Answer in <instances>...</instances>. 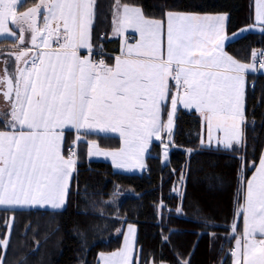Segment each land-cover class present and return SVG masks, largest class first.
Instances as JSON below:
<instances>
[{"label":"snow or ice","instance_id":"1","mask_svg":"<svg viewBox=\"0 0 264 264\" xmlns=\"http://www.w3.org/2000/svg\"><path fill=\"white\" fill-rule=\"evenodd\" d=\"M20 3L21 0H0V34L16 36V30L19 32L17 67L9 72L4 61L5 67L0 70V91L10 108L0 114L5 117L0 120L4 128L0 130V206H66L75 166V152L69 149L67 157L62 153L66 127L79 132L101 125L118 132L127 147L105 155L112 156L113 163L122 167L117 157H134L139 162L153 138L164 143L161 132L172 134L180 104L194 107L203 116L209 143L215 126L224 132V137L217 140L218 147L237 151L243 146L246 150L245 74L255 70V60L264 57V52L253 53V64L228 56L222 49L223 41L229 39L221 35L225 15L167 11L164 19L158 20L146 17L141 7L115 0L113 32L120 35L130 28L139 34V39L129 44L125 37L121 55L109 65L103 59H93L91 30L96 0H39L23 13L17 10ZM256 4V19L264 26V0H256ZM42 9L41 27L36 16ZM165 19L166 55L160 39ZM9 20L15 30L7 26ZM29 33L31 43L39 48V39L43 47L33 56L29 55L32 49L23 47ZM38 33L42 35L38 37ZM53 40L58 47H52ZM81 49H87L89 54L82 57ZM259 67L264 69V59L259 60ZM171 80L176 83L175 92L170 87ZM169 100L164 123L160 113ZM168 147L165 144L162 149L165 155ZM240 179L246 184L245 203L238 205L245 231L243 243L237 239L231 251L233 264H264V152L253 176ZM181 211L182 207L177 209L178 214ZM194 213L197 222L202 220L206 227L210 226L199 208ZM11 227L6 224L9 232L0 239L5 255ZM231 228L235 232L236 225ZM128 231L134 230L129 226ZM257 232L262 238L250 239ZM128 247L125 237L122 249L108 257L101 254L104 264H132ZM3 259L0 257V264ZM182 264H190V260Z\"/></svg>","mask_w":264,"mask_h":264},{"label":"trees","instance_id":"2","mask_svg":"<svg viewBox=\"0 0 264 264\" xmlns=\"http://www.w3.org/2000/svg\"><path fill=\"white\" fill-rule=\"evenodd\" d=\"M34 1L24 0L20 6ZM114 2L96 0L91 30L93 49L102 48L106 61L120 49L119 36L112 34ZM122 3L141 7L150 18H163L167 10L224 11L228 33L253 20L252 0H122ZM2 42L13 40L4 38ZM262 46L264 32L248 31L228 40L225 50L237 60L250 63L252 50ZM245 104L246 150L241 146L230 151L209 143L202 133L199 115L178 107L171 137L164 138L163 144L150 143L140 172L116 170L108 160L87 158L88 140H95L104 148H116L120 138L80 132L66 206L0 207V237L7 236L9 220L12 225L6 255L5 249L2 255L3 264H95L100 251L119 248L128 223L135 227L137 264H147L150 260L167 264L188 260L190 264H231L232 247L242 235V213H238V205H243L245 183L240 178H248L264 142V74H247ZM167 108L168 102L163 116ZM72 139L73 131L66 130L65 151ZM165 144L169 147L163 162L161 153ZM182 176H185L183 187ZM195 208L201 210L200 215L208 219L210 226L206 227L202 220L197 222ZM106 217L113 220L111 225L103 219ZM233 224L235 232L231 228ZM103 226L113 229L97 235ZM90 232L97 233L87 240Z\"/></svg>","mask_w":264,"mask_h":264},{"label":"crops","instance_id":"3","mask_svg":"<svg viewBox=\"0 0 264 264\" xmlns=\"http://www.w3.org/2000/svg\"><path fill=\"white\" fill-rule=\"evenodd\" d=\"M22 1H24V0H21V2ZM37 3H39V0H35L33 3H30V4H27V5H23V6H20V4L18 5V7H17V10H18V12L19 13H23V12H25V11H27L28 9H29V7L30 6H34L35 4H37ZM167 11H176V12H190V11H177V10H167ZM166 11V12H167ZM195 13H198V12H195ZM219 12H203V13H198V14H201V15H216V14H218ZM223 15H225V14H223ZM40 17H41V20L43 19V9L41 10V15H40ZM147 17V16H146ZM148 18H150V17H148ZM154 19H164V16H163V18H154ZM38 25H39V23H38ZM10 29H13V30H15V26L14 25H12V23H11V20H9V22H8V25H7ZM224 33H226V32H223L222 31V33H221V35H225ZM112 34L113 35H116V36H119V38H120V49H119V51L118 52H116V53H112L111 54V60L110 61H107L106 63L107 64H109V65H112L113 63H114V60H115V57L116 56H119V55H121V52H122V50L124 49V47H125V43L124 42H122L121 41V37H120V35H117V34H115L114 32H113V30H112ZM161 34H162V39H161V41H162V48H163V51H164V53H165V55H166V49H167V47H166V43H167V22H166V19H165V21H164V26H163V28L161 29ZM38 35V34H37ZM40 35H42V33H39V35H38V37L40 36ZM230 35H231V33H230ZM18 36H19V32H18V30H16V36H12V35H9L8 33H4V34H0V40L1 39H11V40H13V42L12 43H0V50L2 49L3 51L0 53V70H2L3 68H4V61H9L10 59H11V66H12V69L13 70H15V68L17 67V61H16V59H15V51H16V49H17V47L19 46V39H18ZM232 37V36H231ZM231 37H229V40L230 39H232ZM139 39V34L138 33H136L133 29H131L129 32H128V35H127V40H128V43L129 44H135L136 43V41ZM227 40V39H226ZM25 44L23 45V47H26V48H29V49H32V52L31 53H29V55L30 56H33V55H35L36 54V52H38V51H42L43 50V47H42V44H41V41L38 39L37 40V44L38 45H40V47L39 48H37V47H35L32 43H31V34L29 33V34H26V36H25ZM52 47L53 48H56V47H58V45L56 44V42H55V40H53L52 41ZM222 49H223V51L228 55V56H231V57H233L235 60H237L234 56H232V55H230L226 50H225V45H224V41H223V43H222ZM256 49L257 48H254L253 50H252V56H253V53L256 51ZM89 53H88V50L87 49H81L80 50V55L83 57V56H86V55H88ZM94 58V57H93ZM238 62H241V61H239V60H237ZM241 63H244V62H241ZM245 64H251V62L250 63H245ZM21 67H23L24 65L23 64H21L20 65ZM258 66H256V68H255V70H248L247 72H246V74H245V80H246V76H247V74H249V73H254V74H257V73H262V74H264V71L262 72L261 70L262 69H260V68H257ZM176 85V83H175V81L174 80H171L170 81V87L172 88V90H173V92H175L176 91V87L177 86H175ZM178 107H182V108H184V109H187V110H194L198 115H199V117H200V119H201V122H202V133L203 134H205L206 135V138L209 140V133H208V128H207V122L204 120V118H203V116L193 107V108H185L183 105H180V104H178V106H177V108ZM170 109V100L168 101V108H167V111ZM7 110V109H6ZM167 111H166V114H165V116H163V109H162V111H161V113H160V119L164 122V123H166L167 122ZM6 112H8V111H5L4 113H6ZM0 114H1V111H0ZM3 117V116H2ZM5 117H3L2 119H4ZM9 119V118H8ZM0 130H4V128L3 129H0ZM66 130H71V131H73V139H72V141L66 146V149H67V147L68 146H72V147H74V145H75V143H76V141L81 137L80 135H79V133L80 132H93V133H100V134H109V135H115V136H118L119 138H120V142L121 143H123L124 141H123V139L121 138V136H120V134L118 133V132H113V131H111L110 129H105L103 126H101V125H95V126H93L92 128H90V129H81L79 132H77V130H75V129H72V128H69V127H66V128H64L63 129V137H64V132L66 131ZM167 133L166 132H161V136H162V138L164 139L165 138V135H166ZM219 135H221V137L219 136ZM224 137V132H222V131H219L215 126H213V128H212V130H211V142H214V143H217V140L218 139H222ZM89 141V140H88ZM152 141H159V140H156L155 138H153V140ZM74 144V145H73ZM61 147H62V153L64 154V156L65 157H67L68 155H66V151H65V149H64V145H63V140H62V145H61ZM262 152H264V142H263V146H262V149H261V153ZM261 153H260V156H259V158H258V160H257V162H256V164H255V166L256 167H258L259 166V160H260V157H261ZM91 159H97V158H91ZM104 160H108L110 163H111V165H112V167L114 168V169H116V170H120V167H116L115 165H114V163L112 162V159H104ZM256 167H253V169H252V171H251V173H250V175L248 176V178H251L252 176H253V174L255 173V171H256ZM74 168H75V166H74ZM134 170V169H133ZM74 171V170H73ZM72 175V174H71ZM71 178V177H70ZM247 178V179H248ZM245 188H246V184H245ZM244 195H245V189H244ZM245 203V200H243V204ZM1 208H7V207H5V206H0ZM36 207H39V208H50V209H53L50 205H48V206H37V205H33V206H24V207H16V208H36ZM57 209H59V208H57ZM103 219H105L107 222H109V223H112V221L113 220H111V218H109V217H106V218H103ZM129 226H130V223H128V224H126L125 225V227H124V230H123V235H122V241H121V244H120V246H119V248L118 249H116V250H114V252L113 251H100L98 254H97V257H96V262H95V264H104V259H102L101 258V254H103L104 255V257H108L110 254H112V253H115V251L117 252L118 250H120V249H122L123 248V246H124V244H125V240H124V234H125V232L127 231V229H129ZM112 229H113V227H111V226H109V229H107V228H105L104 226H103V228H101V230H98L97 232H98V234L100 235V234H104V232L105 233H107V232H109V231H112ZM105 230H107V231H105ZM244 231H245V223H244V216H243V214H242V235H240V237H238L237 239H240L241 241H242V243H243V236H244ZM97 232H90L89 234H96ZM97 234V235H98ZM5 238V237H4ZM252 238H255V239H257V240H259V239H261L262 237L260 236V234H259V232H257V233H255V235H254V237H250V239H252ZM0 239H3V237H0ZM236 239V240H237ZM236 240H235V242H234V245H233V247H232V250H234L235 248H236ZM137 246H135V250H134V253H133V257L131 258V260H132V264H137V261H138V259H137V255H138V252H137ZM3 251H4V248L3 247H0V257H2V255H3ZM118 259V258H117ZM233 260H234V258L232 257V262H231V264H233ZM147 264H163V262H159V263H155V262H153V261H149Z\"/></svg>","mask_w":264,"mask_h":264},{"label":"rangeland","instance_id":"4","mask_svg":"<svg viewBox=\"0 0 264 264\" xmlns=\"http://www.w3.org/2000/svg\"><path fill=\"white\" fill-rule=\"evenodd\" d=\"M135 6H137V5H135ZM31 7H33V6H30L29 8H31ZM252 9H253V20H252V22H250L248 24H245V25H242L237 30H235L234 32H232L231 35H230V33H228L226 31L227 12L219 11L218 14H225V16H226V21L224 23V31H223V32H226V33H224V34L227 37H231L235 33H241V34H243V33H246L248 31L264 32V26H261L258 23L257 19H256V15H257V4H256V0H252ZM40 15H41V13H39L36 16V23L37 24L39 23V25L42 27L43 26V19L41 20ZM130 30H131L130 28L129 29H126V31L124 33L120 34V37H121V41L122 42L125 41V37H127L128 32ZM38 35H39V33H38ZM160 39H162V34L160 36ZM228 40L229 39L224 40V45H225V43ZM166 47H167V43H166ZM2 51L3 50L1 49L0 50V53ZM253 61H254V58L252 56V58H251V64H253ZM255 68H256V65H255ZM257 68H260V67L258 66ZM261 71L263 72L264 69H262ZM7 108H8V104L3 101V99H2V97L0 95V109H1V114L4 113ZM1 118H3V117L1 116ZM7 118L10 119V117H7ZM219 136L221 137V135H219ZM170 137H171V135L170 136L168 134L165 135V138L166 139H169ZM126 147L127 146L124 144V142L123 143L120 142V145L118 147H116V148H104V147L99 146L96 143L95 140H89L87 142V145H86V157L87 158H97V159H112V162H113V157L110 156V155H105V153L117 152V151L121 150L122 148H126ZM73 151L75 152L74 159H75V163H76V159H77V156H76V143H75V145L73 147ZM147 153H148V151H146L143 154H141V156L139 158V162H137L134 157H132V158H128V157H124V158L117 157V161L119 163H122L123 164V166L120 167V170L121 171H124V172H140V171H142V169L144 168V161H145V156H146ZM167 154H168V152H167ZM161 157H162V161L165 162L166 159H167V155H165L164 152H162L161 153ZM114 165L116 166V164H114ZM183 182H185V176L182 179V187H183ZM9 223H10V220L8 221V224ZM110 225H111V223H110ZM130 226L133 228L134 231L132 233H129V231L127 229V231L124 234V240H125V237H128V240H129L128 251H129L130 257L132 258L133 257L134 250H135L136 242H135V227L131 223H130ZM95 235L96 234L93 235V233L92 234H88V236L86 235V239L87 240L93 239ZM163 264H167V263L166 262H163Z\"/></svg>","mask_w":264,"mask_h":264},{"label":"built area","instance_id":"5","mask_svg":"<svg viewBox=\"0 0 264 264\" xmlns=\"http://www.w3.org/2000/svg\"><path fill=\"white\" fill-rule=\"evenodd\" d=\"M100 52H102L103 53V49L102 48H99V49H94V59L95 60H100V59H103V60H105V62H107L106 61V58H105V56H104V54L103 55H97L96 53H100ZM256 53H261V52H264V46H262V47H259V48H257L256 49V51H255ZM260 59H264V57H257L256 58V60H255V65L256 66H259V60ZM254 62V61H253ZM69 149H71L72 151H73V147L72 146H68L67 147V149H66V155H68L69 154ZM74 152V151H73Z\"/></svg>","mask_w":264,"mask_h":264},{"label":"water","instance_id":"6","mask_svg":"<svg viewBox=\"0 0 264 264\" xmlns=\"http://www.w3.org/2000/svg\"><path fill=\"white\" fill-rule=\"evenodd\" d=\"M9 61L11 62V59H10ZM7 68H8V71H9V72L14 71V70L12 69V66H8V65H7ZM3 69H4V68H3ZM0 95H1V97H2V99H3V101L6 102V103L8 104V102L4 99V97H3V95H2V91H0ZM9 110H10V108H9V105H8V108H7L6 111H9Z\"/></svg>","mask_w":264,"mask_h":264},{"label":"flooded vegetation","instance_id":"7","mask_svg":"<svg viewBox=\"0 0 264 264\" xmlns=\"http://www.w3.org/2000/svg\"><path fill=\"white\" fill-rule=\"evenodd\" d=\"M7 65H8V66H11V62L8 61V62H7ZM4 67H5V64H4ZM0 111H1V109H0Z\"/></svg>","mask_w":264,"mask_h":264}]
</instances>
